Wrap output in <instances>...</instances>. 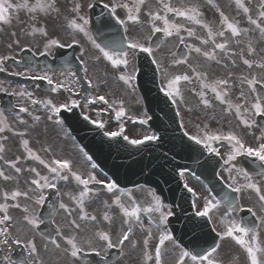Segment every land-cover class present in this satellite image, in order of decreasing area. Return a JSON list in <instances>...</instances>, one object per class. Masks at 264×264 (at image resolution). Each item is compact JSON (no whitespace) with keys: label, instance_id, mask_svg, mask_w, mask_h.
I'll use <instances>...</instances> for the list:
<instances>
[{"label":"snow or ice","instance_id":"6c2138e0","mask_svg":"<svg viewBox=\"0 0 264 264\" xmlns=\"http://www.w3.org/2000/svg\"><path fill=\"white\" fill-rule=\"evenodd\" d=\"M250 2V0H249ZM207 4L216 9L219 14V27L214 29L203 18L204 13L200 7L196 4L177 5L173 0H155V7L148 6V0H109V2L103 3L102 8L108 11L109 16L115 21V24L123 29L124 36L122 39H111L103 42V46L97 43L95 39L89 33L88 19L85 16L80 15L82 6L75 4L73 7V18H67L66 28L71 30L72 39L67 44L61 42L58 38H51L47 30L43 27H31L30 35H39L43 38V51L39 54L47 56L53 48H72L80 45V40L76 36L83 33L85 37L91 42L95 49L98 50L96 57L97 61H105L110 64L112 70L118 73V80L122 81L129 88H134L133 81L136 79V70L129 71L131 64V57H134L137 53H144L148 57H151V63L155 65L156 73H159L164 83L160 88L163 95L168 98L174 106H176V116H180V106L184 105L187 112H192L193 108L188 106L184 96L182 94V86L194 85L189 90L192 95L197 98V107L202 106L205 110L213 109L218 102L219 105L224 106L223 110L227 115H234L238 120L239 125L245 129L253 128L258 121L255 117H264V77L257 78L255 76L238 77L241 84L248 86L247 90L241 88L236 100L239 102H233L231 99L233 94V84L231 83L233 77L231 74L222 78L209 79V75L206 70H200L204 68V64L197 63L193 65L190 63V57L192 54L195 57L203 60L205 64L215 63L216 65H222L224 68L228 67L229 61L233 67L237 66V56L240 63L251 70L254 67L264 70V62L257 63L254 59L246 58L252 57L256 53L255 41L264 40V0H259L258 8L255 18L252 14V9L246 5L245 0H233V4L238 15H242L248 26H241L240 20L236 17L230 18L220 9L219 5L215 3V0H207ZM88 8H93V4H88ZM118 9L124 10V16L118 14ZM10 10H26L31 15V19L35 22L38 19V13L44 15H50L52 13H58L57 0H35V3H30L29 0H22L19 3H12L10 0H0V25H7L11 22ZM175 18V19H174ZM179 21V22H178ZM131 26H140L141 29L147 27L149 35L147 37L148 46L145 43H141L138 39H129L128 33ZM203 30L204 35H198V31ZM187 38L198 41L199 46L194 43H188ZM157 34H163L165 38H176L180 45H183L188 51L182 53L180 57L174 59L167 67L164 66L159 60L156 59L153 52V45L151 43L152 37ZM17 45L20 41L15 42ZM161 43L159 40L157 44ZM11 47V45H9ZM237 49L239 51H237ZM23 51L24 49L21 48ZM31 51V49H29ZM35 55V53L33 54ZM84 53H81L83 56ZM14 59V57L6 56L0 57V72H4L6 69L4 64L7 60ZM82 66V70L85 73V78L88 80V86L93 87V81L88 77V67L86 61L77 57ZM186 65L189 71L183 73H176L169 69L173 66ZM19 74V73H17ZM22 75V74H21ZM73 76L76 73H72ZM29 79L47 80V83L51 85V91L60 93L61 90L73 92V88L66 81L54 82L47 75L28 77ZM257 85H259V94ZM208 93H212L213 96L209 98ZM10 95H19L21 97H27L31 101V105L43 104L51 113L59 116L62 111H71L72 109L80 107V105L74 99H66L63 103L57 105L53 100L40 101L32 98V93H26L21 91L19 93H9ZM91 104L101 103L107 105L115 113V118L119 121L123 119L127 113L124 110L122 104L118 107H114L117 104L115 100L110 101L105 95H98L95 99L90 101ZM18 113H25L29 117L33 124L23 118L18 119L20 125L26 126V128L33 127L36 123L40 122L41 116L34 115L29 107L20 106ZM84 120H89V117L85 115ZM48 120H53V116L49 115ZM129 119H132L129 117ZM133 123L136 121L133 120ZM57 125H62L63 121L57 119L54 121ZM90 123L94 124L99 129L106 127L103 121L91 120ZM140 124L147 123L146 120L139 121ZM181 127L184 125L181 123ZM5 131L12 132L14 136L20 138L19 144L23 149V159L17 156L15 159L7 160L4 157L6 151L3 141L7 140V136H0V161H3L4 167H0V181L4 183L16 182V187L11 191H0V245H7L10 242L15 244H23L28 253L32 257H38L39 249L35 242V238L20 240L19 238H13L12 233L9 231L14 225V218L11 215L10 210L16 209L24 213L23 220L30 226L31 230L39 229L40 225L44 223V220L37 214L38 207H42L45 201L48 199L45 194L47 190H54L57 197L60 195L59 184L61 182H69V180L75 183V194L68 193V203L58 201V208L68 218V223L71 228L76 232L65 236L62 230L57 227L56 237L48 236L47 243L54 246L55 249L62 250L66 257L69 258V264H77V261L82 256H95L100 258L102 264H107V251L113 248H119L123 253V248L126 243L131 244L133 248H137L142 243L143 259L142 264H164V257L168 254L167 244H171L174 249H178L174 253V264H217L215 255L220 244L214 242L210 247L204 248L198 251L188 250L182 247L181 244L174 238L171 232L167 230L168 217L172 213L162 211L163 205L160 202V198L154 193H149L152 196L155 204L153 206L141 208L132 199V193L118 191L116 182H109L106 179H97V175L92 172H81L74 167V161L68 158H61L54 155L53 147L51 145L43 146L42 151L45 157L38 155L30 147L28 131H15L8 123L7 118L3 117V112L0 111V133ZM67 135V133H65ZM105 137L109 139L123 138L128 144L132 146H141L146 142H155L160 139L156 135L144 136L142 139H130L125 134L123 126L119 131H105ZM184 136L189 141L194 142L196 145L206 149L210 154L220 156V150L213 146V142L226 141L231 151L228 153L227 158L223 163L228 165V171H231L232 162L239 156H247L255 158L261 162V170L258 173L259 176L264 177V133L257 137L258 143L255 146L248 145L244 139L237 135L233 131L213 132L208 130V126H204L202 132H197L195 135L189 134L188 131L184 132ZM83 157L86 161L91 162L92 157L84 152V149H80ZM28 161L34 162L33 165H29L25 168L23 165ZM38 165L39 167L35 166ZM90 167L96 169L97 165L91 163ZM11 173L8 174V171ZM42 170H46V173ZM29 172L31 178L25 181L26 187H19V177L24 172ZM184 175L183 172L180 173ZM237 176H242L244 183L237 186V178L231 177L232 183L226 186L231 189L233 193H241L244 190L254 192L264 209V184L255 180L252 175H249L247 171L239 169ZM92 185H102L103 189L112 194L110 201L104 202L105 211L98 219L97 215H93L87 210L88 203L93 200L94 190ZM187 190L195 196V192L191 187L185 185ZM127 196L130 204L126 207L125 202H122L121 197ZM225 199L233 210L238 205L233 204L232 198L225 195ZM23 201V203H22ZM55 207V203L52 205ZM120 209L123 213L122 228L119 234H116L115 241L113 240V234H115L114 217L110 215V210L113 207ZM195 206V203H194ZM218 207V203L205 202L202 210H197L195 215L200 218H204L208 223L213 222L211 212L214 208ZM141 212L148 216L147 224L145 227V221L141 217ZM159 213L158 222H156L152 213ZM247 212L251 213L253 217H257V213L252 208H248ZM75 214V215H74ZM230 213H226L219 221L223 226L222 231H217L213 228L216 237L219 240L231 239L246 253L249 264H264V241L261 240V234L259 227L264 225V217H257L258 224H252L245 226L242 222L236 219H229ZM91 222L96 225V230L91 236L81 235L83 231L81 223ZM51 222V221H50ZM102 222H107L108 227L101 226ZM139 228L145 235L141 241H133L131 238L135 229ZM156 230L154 235L153 229ZM65 245L63 248L61 242ZM154 244V252L152 251V242ZM102 253H105L102 255ZM15 264V262H12ZM23 264V262H22ZM39 264V261L36 262Z\"/></svg>","mask_w":264,"mask_h":264},{"label":"flooded vegetation","instance_id":"af4514ba","mask_svg":"<svg viewBox=\"0 0 264 264\" xmlns=\"http://www.w3.org/2000/svg\"><path fill=\"white\" fill-rule=\"evenodd\" d=\"M12 3H14L16 0H11ZM109 2V0H71V2L67 1L64 3V6L61 5V9L59 10V18L60 21L57 22L55 25L45 28L49 34V37L51 38H58L61 42L67 44L72 39V33L70 29L66 28V20L67 18H73V7L75 4H80L82 6V11L80 15L85 16L86 19L89 21V15L88 11L90 8L87 7L88 4H95L98 3L102 5L103 3ZM174 4L177 5H188V4H196L200 7L201 11L204 13V19L206 22H208L214 29L219 27V14L210 5L207 4V0H173ZM215 3L219 5L220 9L225 12L226 15H228L230 18L236 17L240 20L241 26H248L246 24V20L242 15H238L235 6L233 4V0H215ZM245 3L247 6H249L252 9L253 17L255 18L256 11L258 8L259 0H245ZM148 6L149 7H155V0H148ZM118 14L122 17L124 16V10L118 9ZM11 22L7 25H0V57H6L11 56L14 57V59H9L4 64L5 71L4 73H7L9 75H15L21 78H25L29 81V85L27 86V89H3L0 87V93L1 92H8L9 93H19L21 91H24L26 93H32V98L37 99L40 101L45 100H53L57 105L63 103L66 99H74L76 102L80 105V107L76 108L81 115L85 116L87 115L89 117V120H97V121H103L106 125L104 129L112 130L113 126H123L126 132H134L135 130H140L141 126L139 121L142 120V115L139 114V116L134 112L135 105L137 104V99L133 95H111L103 85H101V89H96L95 83H96V76H95V70L91 68L88 71V77L92 79L93 81V87L88 86V92L87 94H80L79 90V83L75 76L72 75L73 71H53L48 70L46 67L45 62L36 65V66H19L17 63H22L23 59L19 57V54L21 52V48L23 49H31L33 53L36 55H40L39 53L43 51V38H41L39 35L37 37H34L33 35H30L28 39L20 40V44L17 45L15 42V32L17 31H24L21 30L26 25L15 23V18L13 15H11ZM175 19V18H174ZM179 22V21H178ZM88 30L91 35V26L88 24ZM19 29V30H17ZM135 31L137 33V38L141 40V43L144 42V36L143 33L149 32L147 27H144L141 29L140 26H131L129 33H132V31ZM161 35L162 42L161 44L153 50L154 56L157 60H159L162 64L165 62H168L171 64V62L178 58L179 55L181 56L182 53H187V49L178 43V40L176 38H165L163 34ZM182 35H185L186 41L188 43H194L197 46H199L198 41L191 40L187 38L185 33H182ZM198 35H204L203 30L198 31ZM77 39L80 40L79 46L76 47L80 54L78 57L80 59L85 60L84 56H81V53L84 52V50L91 46V42L88 40L87 37L83 35V33H80L76 36ZM11 45V47H9ZM93 46V45H92ZM179 46H181L180 50H182L180 53ZM256 47V53L252 57H247V53L245 52L246 58L254 59L257 63L264 62V40H256L255 45ZM18 48V52H10L11 48ZM94 47V46H93ZM64 48H68L65 46ZM73 48V47H72ZM57 48H53L49 55L44 56L46 59L48 57H51V53ZM237 51H239L237 49ZM90 59V57H89ZM237 66L233 67L229 61H225V63H228V67L224 68L222 65H216L214 62L209 64H205L203 60H200L199 58L195 57L194 54L190 57V63L193 65H196L197 63L204 64V68L200 70H206L209 79H216V78H222L226 75L231 74L233 79L231 83L233 84V94L231 99L233 102H239L236 100V97L239 95V91L241 88L247 90L248 86L246 84H241L238 77L241 75L244 76H255L257 78L264 77V70L253 68L251 70L247 69L246 66L242 65L240 63L239 57L237 56ZM28 65H31V60L27 62ZM30 67V68H29ZM170 71L176 72V73H183L189 71L186 65H179V66H173L169 69ZM19 73V74H17ZM22 74V75H21ZM47 75L50 77L54 82L57 81H66L70 84V86L73 88V92H68L61 90L60 93L52 92L51 90H43L39 89L37 85V79H29L28 77H35V76H43ZM85 75V73H84ZM158 77L162 78V76L158 73ZM2 81H7L0 77V84L3 83ZM47 83V80H43ZM87 85H88V80ZM194 85H184L182 86V94L184 96V99L188 106H191L193 108L192 112H187L185 110V106H180V118L179 122L180 125L183 123L184 127L182 128L183 131H188L189 134L195 135L197 132H202L204 130V126H208V130H211L213 132H223L227 133L228 131H233L237 135L241 136L244 141L251 146H255L258 141L257 137H259L262 133H264V117H255L256 121L258 123L251 129H245L243 126L239 125L238 120L235 118L234 115H227L223 107L219 105L218 102L214 101V104L216 105L213 109L205 110L202 106L197 107V98L192 95L191 91L189 90ZM52 87V86H51ZM258 89L257 95L259 94V85L256 86ZM98 95H105L110 101L115 100L117 102L114 107H118L120 104V100L123 98V107L127 115L121 119L117 120L115 118V113L108 108L107 105H103L101 103L91 104L90 101L92 99H95ZM209 98L213 96L212 93H208ZM11 100L13 102L14 110L13 111H7L5 109H2L0 107V111L3 112V117L7 118L8 125L14 129L15 131H28V136L26 137L29 139L30 147H32L33 151L37 152L38 155H41L42 157H45V154L40 151V149L43 146L51 145L53 147L54 155L61 157V158H68L72 161H74V167L76 169H79L81 172H88L92 171L94 172L89 163L81 157V155L76 152L73 149V143L72 141L67 137L65 134V128L64 125H57L54 123L55 120L59 119L62 121L60 115L56 116L53 113H51L47 108L44 107V105L37 104L35 106L31 105V101L25 96L21 97L19 95H11ZM20 106H26L29 107V110L33 112L34 115H40L41 120L40 122L36 123L31 128H26L24 125H20L18 123L19 118H23L29 122V124H33L31 117H29L25 113H18V108ZM104 112V115L101 113ZM49 115L53 116V120H48L47 117ZM131 117L132 119H129ZM135 120L136 122L133 123L132 121ZM0 136H7L8 139L3 141L6 147V151L4 153V157L7 160L15 159L17 156H20L21 159H23V155L19 154L18 148L20 147L19 140L20 138L17 136H14L12 132L5 131L4 133H0ZM135 136H138V133H135ZM213 146L217 147L220 150V157L224 160L227 158L228 153L231 151L230 147L228 146V143L226 141L222 142H213ZM246 158L247 156H239L238 158ZM236 159V160H237ZM233 161V162H236ZM231 165V171H228L227 168L219 171V176L223 180L225 184L232 183L231 177L237 178V186L244 183V180L242 176H237V171L239 169H243L245 171L246 167L247 169H255L259 166H261V162L254 159V161L245 160L242 162H238V164ZM34 162L28 161L23 166L27 168L29 165H33ZM235 165H238L236 167H233ZM39 167L38 165H35ZM0 167H4L3 161H0ZM46 173V170H42ZM8 174H14L11 173V170L8 171ZM255 180L260 181L262 184H264V177L261 176H253ZM31 178V174L29 172H24L19 177V187L24 188L26 185H20L21 183L25 182L26 180ZM16 187V182L13 181L11 183H4L3 181H0V191H11ZM75 183L71 180L69 182H61L59 184L60 188V195H59V201L61 200L65 203H68V193L75 194ZM47 196L48 194H53L56 196L54 190H47L45 193ZM239 203L242 207L246 208H252L253 211L257 213V217H260L262 212H264V209H262L261 204L254 192H251L249 190H244L241 193H237ZM2 202V201H0ZM23 203V201H22ZM40 209L41 207H38L37 214L40 217ZM87 209H91V203H88ZM11 215L14 218V225L9 230L12 233L13 238H19L20 240H27L31 238H35V242L37 244V247L39 249L38 257H32L29 255L28 250L26 247L21 244L23 247V250H20L10 242L7 245H0V264H12V262H15V264H36L37 261H39V264H69V258L65 256L62 250L58 249H48L47 240L38 232V229L31 230L30 226L27 225V223L23 220L24 213H22L19 210L12 209L10 210ZM75 215V214H74ZM57 216V223L55 221V218ZM78 223H81L83 231L81 232V235H87L91 236L92 233L96 230V225L92 224L91 222H88L85 224V222L77 221ZM53 228L51 231L56 230L57 227H59L63 234L65 236H68L70 234H73L76 232L75 229L71 228L68 223V218L63 213L62 210L57 209V211L54 214L53 220ZM103 223V222H102ZM41 226V225H40ZM102 226V224H101ZM105 228L108 227L107 223L103 226ZM47 231V229H45ZM56 233V232H55ZM58 240L59 238L56 237ZM116 235L113 236V240L115 241ZM61 246L62 248L65 246L62 241ZM46 247V248H45ZM109 251V250H108ZM107 251V253H108ZM106 253V255H107ZM105 253H102L104 255ZM127 250L123 249V253H121L120 250V257L118 260L110 263V264H127ZM77 264H88L85 261H77Z\"/></svg>","mask_w":264,"mask_h":264},{"label":"water","instance_id":"95a60500","mask_svg":"<svg viewBox=\"0 0 264 264\" xmlns=\"http://www.w3.org/2000/svg\"><path fill=\"white\" fill-rule=\"evenodd\" d=\"M137 57L138 62L140 63L139 66H144L141 72L143 76H146V74L150 72L145 70L147 69V65L143 61L144 58H141L139 54H137ZM122 146H127L124 152L117 153L114 150H111L99 155L96 150L85 145L86 149L93 155L95 161L108 172L118 185L128 186L140 183L145 185H156L157 182L154 179L155 171L159 170V167L163 168V160L158 157L156 153L158 150L156 147L152 144L150 145L146 143L141 146H132L128 144ZM167 148L168 146L165 147V150ZM167 162L169 164L170 160ZM171 165L172 163H170L168 167ZM219 199L229 207L225 198L221 197ZM164 200L167 201L166 198H164ZM179 207L181 208L179 210L178 208L175 210L173 209L175 217L171 222V227L175 235H179L180 230L195 232L197 228L193 226L198 224L201 230L200 234L203 235L206 240L212 238L207 223L193 214L190 198L188 196L184 195L183 202ZM183 221L185 222L183 223ZM188 223H192L191 226H188Z\"/></svg>","mask_w":264,"mask_h":264},{"label":"rangeland","instance_id":"374dc122","mask_svg":"<svg viewBox=\"0 0 264 264\" xmlns=\"http://www.w3.org/2000/svg\"><path fill=\"white\" fill-rule=\"evenodd\" d=\"M10 2H12L10 0ZM22 1H15L14 3H19ZM58 2V0H57ZM32 3H35V0L32 1ZM11 15L13 16H17V17H23V15H27L28 12L26 10H10ZM38 20L41 21L42 19H40V17H38ZM33 21V20H32ZM38 24V23H37ZM45 25V22H40L39 27H41V25ZM35 24H33L32 27H34ZM31 28L24 30L22 32L27 33L28 38L30 36ZM22 32H18L16 33V38L17 40H23L25 39V35ZM133 37H135L136 32L133 30L132 31ZM34 37H37V35H35ZM94 51V50H93ZM92 49L90 46H88L85 49V53H91ZM84 53V55H85ZM87 67L90 69V65H89V61H87ZM99 67H101V65H99ZM98 64L92 62V69H94L98 72ZM106 67V66H105ZM107 69V67H106ZM134 69L133 67V58L131 57V64L129 66V71H132ZM110 70L114 72V74H118L116 73L114 70H112V68L110 67ZM113 87L115 90H117L119 88V85L117 83L116 80L112 81ZM97 85V81L95 83V86ZM121 88L124 89V91H127V88H124V85H121ZM12 89V88H10ZM134 90V88H133ZM145 133L144 131H142V134ZM195 188L197 189V195H195V208L196 210H202L203 205L205 204V202H212V200L210 199V197L208 195L205 194L204 191H201L198 189V187L195 185ZM132 193V199L135 200L136 204L139 205L141 208H145V207H149L150 205L153 206V199H149V193L145 192L143 189H137L134 191H131ZM101 201L104 203L105 201H110L112 198V194L109 193H105L103 195H99ZM122 202H125V206L127 207L130 204V201H128L127 196H122L121 197ZM213 203V202H212ZM215 204V203H214ZM103 208L104 204H102ZM115 208V206L113 207ZM112 210V209H111ZM117 210H119V215L121 216L122 211L120 209L117 208ZM226 214V212H224L221 207L218 205V207L214 208L211 212V215L213 217V225L214 227L217 229V231H222L223 230V226L220 225L219 221L222 217H224ZM143 215H145L143 212H141V217L144 220ZM157 217H159V214H156ZM229 219H236V216L234 214L230 213ZM237 220V219H236ZM145 224H147V222H145ZM146 227V225H145ZM260 234H261V240L264 241V225L262 226V229L259 230ZM262 246H264V244H262ZM178 249H175V252H177ZM215 255V259L217 261V263L220 264H249V261L247 259L246 253L244 252L243 249H241L238 245L235 244L234 241H232L231 239H225L222 241V243L220 244V248L218 250V252ZM190 264V262H189Z\"/></svg>","mask_w":264,"mask_h":264}]
</instances>
